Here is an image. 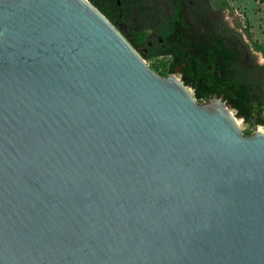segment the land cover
Returning <instances> with one entry per match:
<instances>
[{
	"label": "water",
	"instance_id": "95a60500",
	"mask_svg": "<svg viewBox=\"0 0 264 264\" xmlns=\"http://www.w3.org/2000/svg\"><path fill=\"white\" fill-rule=\"evenodd\" d=\"M90 1L0 0V264H264V130Z\"/></svg>",
	"mask_w": 264,
	"mask_h": 264
},
{
	"label": "flooded vegetation",
	"instance_id": "af4514ba",
	"mask_svg": "<svg viewBox=\"0 0 264 264\" xmlns=\"http://www.w3.org/2000/svg\"><path fill=\"white\" fill-rule=\"evenodd\" d=\"M163 7L164 19L174 25L167 39L170 50L151 59L163 64L167 75L192 78L210 95L232 94L243 129L264 125V55L226 22L215 0H169Z\"/></svg>",
	"mask_w": 264,
	"mask_h": 264
},
{
	"label": "trees",
	"instance_id": "16d2710c",
	"mask_svg": "<svg viewBox=\"0 0 264 264\" xmlns=\"http://www.w3.org/2000/svg\"><path fill=\"white\" fill-rule=\"evenodd\" d=\"M90 2L114 23L144 59L149 60L153 56L170 50L167 39L174 25L172 21H166L163 14V4L169 0H92ZM216 4L217 8L221 10L227 6L225 0H217ZM136 12H141V14L139 20L134 22ZM121 24L124 29L120 28ZM148 42L151 44L148 45ZM142 48L148 54H144ZM254 48L264 55V47L255 44ZM156 67H162V71L158 72L162 76L169 72L168 69L165 70L163 64L158 63ZM185 85L192 88L193 95L198 102L206 100L210 95L192 78H187ZM214 95L220 97L219 93L214 92ZM222 99L228 107L236 109L235 116H241V110L237 109L239 102L233 99L232 94H223ZM251 131V128L243 129L244 134H249Z\"/></svg>",
	"mask_w": 264,
	"mask_h": 264
},
{
	"label": "rangeland",
	"instance_id": "374dc122",
	"mask_svg": "<svg viewBox=\"0 0 264 264\" xmlns=\"http://www.w3.org/2000/svg\"><path fill=\"white\" fill-rule=\"evenodd\" d=\"M225 2L227 6H224L222 11L226 22L239 31L245 41L253 47L255 44L264 47V0H225ZM120 28L124 29V26L121 24ZM145 61L155 71H162V67H156L158 63L155 60L145 59ZM175 75L180 78L179 74ZM236 118L243 128L241 118L237 116Z\"/></svg>",
	"mask_w": 264,
	"mask_h": 264
},
{
	"label": "built area",
	"instance_id": "2783aa9c",
	"mask_svg": "<svg viewBox=\"0 0 264 264\" xmlns=\"http://www.w3.org/2000/svg\"><path fill=\"white\" fill-rule=\"evenodd\" d=\"M192 91V90H191ZM255 129H258V130H264V125H259V126H257Z\"/></svg>",
	"mask_w": 264,
	"mask_h": 264
}]
</instances>
